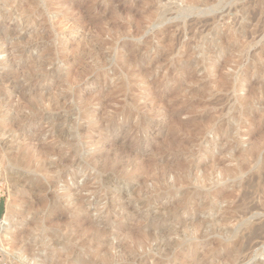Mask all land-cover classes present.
I'll return each instance as SVG.
<instances>
[{"label":"rangeland","instance_id":"obj_1","mask_svg":"<svg viewBox=\"0 0 264 264\" xmlns=\"http://www.w3.org/2000/svg\"><path fill=\"white\" fill-rule=\"evenodd\" d=\"M199 7L0 0V264H264V0Z\"/></svg>","mask_w":264,"mask_h":264},{"label":"bare ground","instance_id":"obj_2","mask_svg":"<svg viewBox=\"0 0 264 264\" xmlns=\"http://www.w3.org/2000/svg\"><path fill=\"white\" fill-rule=\"evenodd\" d=\"M14 1V0H13ZM187 2H188V4L191 6V8L193 7V8H196V9H198V8H200L199 6H201V4H205V0H187ZM208 8V7H207ZM204 9V8H203ZM202 11V10H201ZM253 12V11H252ZM259 12V11H258ZM251 13V12H250ZM255 14V13H254ZM259 15V14H258ZM253 18V17H252ZM251 18V19H252ZM247 27V26H246ZM261 27V26H260ZM249 30V29H248ZM247 30V31H248ZM256 70V72H260V71H262L263 69L262 68H260V66L258 67V68H256L255 69ZM262 73V72H261ZM226 76H223V78H222V84H223V86H225L226 87V85H227V83L228 82H231L230 81V79H231V76H229V75H227V74H225ZM254 84V83H253ZM263 88V87H262ZM237 89V88H236ZM256 93V92H255ZM259 93V92H258ZM257 94V93H256ZM250 95V94H249ZM251 96L253 97V95L251 94ZM254 96H256V95H254ZM255 98V97H254ZM264 102V101H263ZM239 116H240V111H239V114H238ZM253 118V117H252ZM237 120V119H236ZM238 120H240V119H238ZM224 126V125H223ZM223 128V127H222ZM225 128V127H224ZM264 129V128H263ZM236 135V134H235ZM257 136H258V141H256L255 142V144H253V145H251V149L250 148H248V150L246 149V151H243V152H245L244 154H242V155H244V156H246V157H243V158H245L244 159V161L247 159V160H249L248 162H246V166H248L249 167V165L251 166L255 161L256 162H258V167H256V168H258L259 169V172H258V174H251L250 176L249 175H247L248 176V178L247 179H244V178H242L243 177V175H245V170H246V166L245 167H243L242 166V164L240 165V164H235V165H233L234 163L233 162H235V163H237L236 162V153H235V151L233 150V153L232 154H234V155H229L230 156V158H229V161H227V158L228 157H226V158H221L220 159V164L221 165H225V168L224 167H222L221 169L223 170V172L226 174V175H228V176H231L232 177V183H233V185H232V191H231V195L232 196H234L235 197V194H238V195H236V208L238 209V211L240 212V214L241 215H250V213L252 212V210H260V211H262L263 213H264V153H263V150H264V131H262L261 132V134H257ZM239 137H238V134H237V137L235 138V139H238ZM257 138V137H256ZM255 140H257V139H255ZM234 141H236V140H234ZM238 141H239V139H238ZM237 142V141H236ZM252 142H254V141H252ZM235 143V142H234ZM241 145V144H240ZM233 146H235V145H233ZM250 149V150H249ZM237 150V149H236ZM240 150V149H239ZM245 150V149H244ZM226 151H228V150H226ZM231 151V150H230ZM223 152V151H222ZM225 152V151H224ZM223 152V153H224ZM237 152V151H236ZM242 152V151H241ZM228 153H229V151H228ZM239 153V152H238ZM227 154V153H226ZM238 155H241V154H238ZM237 155V156H238ZM241 155V156H242ZM239 157V159H240V156H238ZM257 159H258V161H257ZM260 159H262V161H261V164H260V166H259V160ZM229 162H231V163H233V164H230ZM256 162L254 163V165L256 164ZM227 163H229V165L227 164ZM248 163V164H247ZM242 166V167H241ZM254 167V168H255ZM244 168H245V170H244ZM221 170V171H222ZM254 170H256V169H254ZM243 171H244V173H243ZM258 171V170H257ZM241 174V175H240ZM239 176V177H238ZM222 179V178H221ZM224 181V180H223ZM255 197H259V198H257V199H259L260 200V204L259 205H249V202L250 201H252ZM31 208H32V205H31ZM241 210V211H240ZM252 214V213H251ZM9 215H10V213H8L6 216H5V218H4V220L5 221H7V220H9ZM41 224V223H40ZM43 224V223H42ZM245 225H247V224H245ZM250 225V224H249ZM248 226V225H247ZM259 227V226H258ZM254 227V226H249L248 228V231H249V237L247 236V238H246V236H245V240H246V244H244V245H246L247 247H248V245H250L251 243H252V241L253 240H255V239H263L264 238V230H263V227ZM40 229V228H39ZM41 229H43V228H41ZM245 230H246V228H245ZM35 233V232H34ZM28 234H30V233H28ZM27 234V235H28ZM32 234V233H31ZM25 237V236H24ZM31 237V236H30ZM243 238V237H242ZM240 239V238H239ZM244 239V238H243ZM243 239H241V240H238V241H236L235 242V244H234V251H236V250H238V248L237 247H239V246H241V244H242V246H244L243 245ZM25 240V239H24ZM241 242V244L239 245V243ZM20 244V243H19ZM17 245V244H16ZM239 245V246H238ZM241 248V247H240ZM237 252V251H236Z\"/></svg>","mask_w":264,"mask_h":264}]
</instances>
